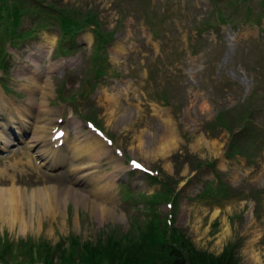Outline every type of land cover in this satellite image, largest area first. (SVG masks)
Segmentation results:
<instances>
[{
  "label": "rangeland",
  "instance_id": "1",
  "mask_svg": "<svg viewBox=\"0 0 264 264\" xmlns=\"http://www.w3.org/2000/svg\"><path fill=\"white\" fill-rule=\"evenodd\" d=\"M2 4L0 58L6 47L7 74L16 80L10 90L3 84L10 99L29 101V116L47 113L50 120L71 106L67 102L74 103L77 108L68 109L77 113L84 141L91 140L82 119L87 116L125 154L117 169L105 159L95 162L99 181L74 184L73 174L48 177L30 158L26 166L30 135L11 147L0 158V171L8 174V183L0 178V187L15 181L13 186L29 193L55 186L60 194L68 188L70 196L60 216L64 228L58 227L60 217L44 219L40 232L0 227V246L12 243L8 262L24 255L12 246L21 251L25 242L32 250L39 244L51 264H59L61 254H87L81 249L90 243L100 248L117 239L121 246L138 244L152 223V236L168 239L176 229L196 253L211 259H223L229 250L234 264H264V0ZM60 13L79 23L70 26L80 28L69 29L72 38L63 39ZM21 32L24 36L15 41ZM75 126L68 121L70 139ZM112 157L114 149L110 163ZM129 159L162 178L164 188L128 172ZM16 161L23 164L13 166ZM8 200L13 206L18 201ZM108 211L112 216L103 219Z\"/></svg>",
  "mask_w": 264,
  "mask_h": 264
},
{
  "label": "bare ground",
  "instance_id": "2",
  "mask_svg": "<svg viewBox=\"0 0 264 264\" xmlns=\"http://www.w3.org/2000/svg\"><path fill=\"white\" fill-rule=\"evenodd\" d=\"M53 69H50L49 71H52ZM29 91H32V87L26 88ZM2 99V100H1ZM0 99V118L2 122H0V126H2V131H0V140H1V146L0 148L5 149L9 145V136L8 138L4 137L5 132L8 130V135L10 134L11 130H14L15 135H18V129L21 128L24 124L22 121L23 116L18 114L17 110L9 111L8 108H6L5 103L3 101V98ZM1 105H3V108L1 109ZM129 119V117H128ZM8 120V122H7ZM50 119L47 117V113L44 114H38L36 117V122L34 123V126L32 128V137L29 141L30 148H37L36 154H38L39 157L44 160V154L46 155L45 159L47 161H50L51 165H56L57 163H60L61 160L59 157L63 155L65 151H72L77 150L80 152L81 156H84V158H73L71 155V158L73 161H76L74 159H79L81 161L79 167L84 169H87L88 172L85 175H76L74 177L75 181H83V184H85V181H99L98 179L100 176L94 174V172H89L92 167H94L95 162H98L100 160L99 155L101 152H104L108 154L109 150L106 145L103 147V142L100 138L95 136L94 134H91L90 141L87 142V140L84 141L83 138L76 136L73 145L66 144V135H64L61 140H63L62 147L55 149L58 144V141L53 142L51 136L49 139L47 138L48 132H49V123ZM7 125L8 127H6ZM15 125H18L19 128H17ZM52 127V126H51ZM54 128V126H53ZM52 128V129H53ZM51 129V128H50ZM93 135V137H92ZM11 137V135H10ZM168 138V137H167ZM8 140V141H7ZM160 139H158L159 141ZM93 141L95 145L91 142ZM159 142L156 144L157 150H161L159 147ZM54 148L55 150H53ZM76 148V149H75ZM100 151H98V149ZM99 152V153H98ZM158 152V151H157ZM160 152V151H159ZM47 154L49 156H47ZM27 154H23L24 157H26ZM118 159L117 157H115ZM119 160V159H118ZM76 163V162H75ZM19 164H23L22 162L16 161L14 163V166H18ZM27 164L30 165V163L27 161ZM82 165V166H81ZM77 167V168H79ZM18 168V167H17ZM16 168V169H17ZM0 178L1 180H4V183H8V174L3 177V174L0 172ZM13 177L11 178V181H13ZM15 184V181L13 182ZM100 183L97 184L96 193L101 192L103 190V186L105 185ZM12 186L10 188L7 187H0V227H8L11 229H17L19 233L24 234L25 231L29 232H40L42 223L44 219L50 218L53 220H57L58 217L62 216L63 210H65V207L67 205V196L66 194L70 196V192H66L65 189H63V193L60 194V192L57 191V187H47L40 189H32L29 193L26 190H21L20 187ZM106 191V190H105ZM109 191H107L103 197H101L104 200L109 198ZM72 195V193H71ZM8 196L10 197H16L18 201L17 204L13 206L12 203L8 200ZM77 201V200H76ZM80 201V200H79ZM78 202V201H77ZM97 208L96 206H94ZM101 207V206H100ZM100 207H98L100 209ZM102 212H105V210L101 209ZM113 211H108L107 213L102 214L104 215L103 219L107 216H112ZM63 218V220H62ZM57 221L58 227L64 228L66 222H64V217L58 218ZM79 222V219H77ZM76 226V225H75ZM77 227V226H76ZM52 230H50L51 232Z\"/></svg>",
  "mask_w": 264,
  "mask_h": 264
},
{
  "label": "trees",
  "instance_id": "3",
  "mask_svg": "<svg viewBox=\"0 0 264 264\" xmlns=\"http://www.w3.org/2000/svg\"><path fill=\"white\" fill-rule=\"evenodd\" d=\"M65 19L70 20V17ZM65 19L62 24L64 29L69 28ZM153 225L155 224L148 225L147 230L149 231L142 234L138 244L128 241L121 246L119 239L114 243L110 241L103 248L88 244L87 247H83L84 252L87 250V254H81L76 258L67 256L63 258L64 262L67 260L72 263L76 262V264H234L232 253L228 252L229 250L225 251L223 259H211L208 254L196 253L188 240L184 239L180 232L177 234L176 229L169 232L168 239L161 235L152 236ZM147 240H152V243L146 245ZM3 248L2 256L7 249L10 250L9 246ZM48 251L52 254L51 250ZM47 259L51 257L47 256Z\"/></svg>",
  "mask_w": 264,
  "mask_h": 264
},
{
  "label": "snow or ice",
  "instance_id": "4",
  "mask_svg": "<svg viewBox=\"0 0 264 264\" xmlns=\"http://www.w3.org/2000/svg\"><path fill=\"white\" fill-rule=\"evenodd\" d=\"M133 166H134V167H137V168H139V167H140V165H138V164H135V162H133Z\"/></svg>",
  "mask_w": 264,
  "mask_h": 264
}]
</instances>
